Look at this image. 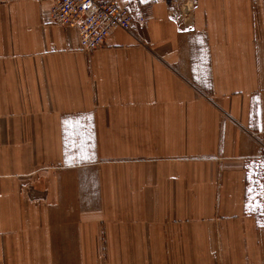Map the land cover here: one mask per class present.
Here are the masks:
<instances>
[{
  "label": "crops",
  "instance_id": "0c3cea01",
  "mask_svg": "<svg viewBox=\"0 0 264 264\" xmlns=\"http://www.w3.org/2000/svg\"><path fill=\"white\" fill-rule=\"evenodd\" d=\"M139 3L84 52L0 0V264H264V0Z\"/></svg>",
  "mask_w": 264,
  "mask_h": 264
},
{
  "label": "built area",
  "instance_id": "2783aa9c",
  "mask_svg": "<svg viewBox=\"0 0 264 264\" xmlns=\"http://www.w3.org/2000/svg\"><path fill=\"white\" fill-rule=\"evenodd\" d=\"M129 1L137 3L134 10L119 0H53L50 17L56 24L76 27L81 50L92 52L104 47L115 29L129 30L154 16L152 4Z\"/></svg>",
  "mask_w": 264,
  "mask_h": 264
},
{
  "label": "rangeland",
  "instance_id": "374dc122",
  "mask_svg": "<svg viewBox=\"0 0 264 264\" xmlns=\"http://www.w3.org/2000/svg\"><path fill=\"white\" fill-rule=\"evenodd\" d=\"M97 264H124V257H97Z\"/></svg>",
  "mask_w": 264,
  "mask_h": 264
},
{
  "label": "snow or ice",
  "instance_id": "6c2138e0",
  "mask_svg": "<svg viewBox=\"0 0 264 264\" xmlns=\"http://www.w3.org/2000/svg\"><path fill=\"white\" fill-rule=\"evenodd\" d=\"M78 123V122H77ZM262 188H264V186H262ZM262 194H264V193H262ZM257 207L258 208H261V209H264V203H259V202H257Z\"/></svg>",
  "mask_w": 264,
  "mask_h": 264
}]
</instances>
